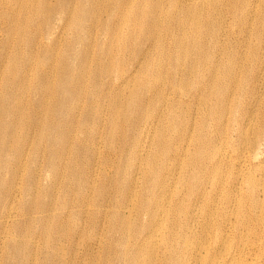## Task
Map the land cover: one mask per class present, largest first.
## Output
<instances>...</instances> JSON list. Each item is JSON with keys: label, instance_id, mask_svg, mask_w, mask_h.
I'll return each instance as SVG.
<instances>
[{"label": "rangeland", "instance_id": "obj_1", "mask_svg": "<svg viewBox=\"0 0 264 264\" xmlns=\"http://www.w3.org/2000/svg\"><path fill=\"white\" fill-rule=\"evenodd\" d=\"M241 43L264 0H0V264H172L216 236L218 264H264V139L219 118Z\"/></svg>", "mask_w": 264, "mask_h": 264}, {"label": "bare ground", "instance_id": "obj_2", "mask_svg": "<svg viewBox=\"0 0 264 264\" xmlns=\"http://www.w3.org/2000/svg\"><path fill=\"white\" fill-rule=\"evenodd\" d=\"M248 53L245 56V50L241 45H235L237 52L232 53V58L236 62L234 68V76L228 77L223 83L220 76L216 75V82L218 88L222 83L223 97L226 101L228 108L226 116L221 115L219 118H232L233 120L250 119L246 129L254 127L255 133L249 139V148L252 149L261 138L264 139V61L258 59H249L248 55L253 56L254 52L258 58L264 57V46H261V51L256 46H247L241 43ZM261 55V56H260ZM244 70H252V75L249 77L240 76ZM251 98L252 106H247L244 102L245 99ZM255 119V120H254ZM227 131V127L224 129ZM237 135L243 132L237 126ZM254 151H248V155H253ZM198 238H196L197 241ZM208 243H202L198 247V251H190L186 254L176 257L172 260V264H218L213 258L217 252L219 238L216 236L213 240L206 239ZM186 241V240H185ZM198 245V241H197ZM230 247L227 250L229 251Z\"/></svg>", "mask_w": 264, "mask_h": 264}]
</instances>
